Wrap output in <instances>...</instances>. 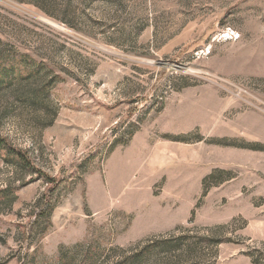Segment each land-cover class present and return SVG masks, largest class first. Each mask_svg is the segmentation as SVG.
<instances>
[{"label":"rangeland","instance_id":"obj_1","mask_svg":"<svg viewBox=\"0 0 264 264\" xmlns=\"http://www.w3.org/2000/svg\"><path fill=\"white\" fill-rule=\"evenodd\" d=\"M13 57L0 264H264V0H0Z\"/></svg>","mask_w":264,"mask_h":264},{"label":"trees","instance_id":"obj_2","mask_svg":"<svg viewBox=\"0 0 264 264\" xmlns=\"http://www.w3.org/2000/svg\"><path fill=\"white\" fill-rule=\"evenodd\" d=\"M13 58L14 59L12 61H7V62H3V64H0V83L5 82L6 84H9L13 82L14 78L21 77L23 79H26L31 76V72L27 71V68L25 66L26 65L25 63H29V61H27V58L24 57L22 59L24 61H22L19 58L20 62H14L15 57ZM20 65L22 66L21 69H20ZM21 70L23 72H21ZM0 158H2V160L11 164L15 168H24L33 172L36 176L40 178L42 177L47 184L51 185L50 189H52V187L54 186L53 184L54 180L46 176V174L41 169L34 166L32 160L27 156V152H24L21 149L13 147L6 138L1 136H0ZM8 192H9V188L0 189V198H4ZM47 207L48 206H46L45 204L44 206L41 207V210L47 213ZM133 264H135V262H133Z\"/></svg>","mask_w":264,"mask_h":264}]
</instances>
